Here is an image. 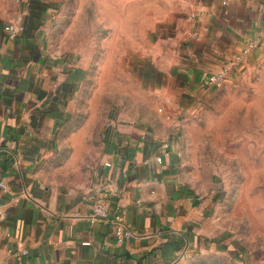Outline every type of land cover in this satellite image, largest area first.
I'll list each match as a JSON object with an SVG mask.
<instances>
[{"label": "crops", "instance_id": "crops-1", "mask_svg": "<svg viewBox=\"0 0 264 264\" xmlns=\"http://www.w3.org/2000/svg\"><path fill=\"white\" fill-rule=\"evenodd\" d=\"M161 1L149 8L157 20L139 27L130 46L133 82L156 106L113 111L97 152L91 139L66 134L88 73L75 54L49 47L50 7L30 5L17 37L1 28L0 264H176L207 247L216 195L182 170L188 101L209 89L210 73L228 67L227 76L264 54V42L248 46L264 38V0ZM62 160L96 162L85 181L67 182L53 177ZM99 183L130 237L117 238L112 214L88 220L82 195Z\"/></svg>", "mask_w": 264, "mask_h": 264}, {"label": "rangeland", "instance_id": "rangeland-1", "mask_svg": "<svg viewBox=\"0 0 264 264\" xmlns=\"http://www.w3.org/2000/svg\"><path fill=\"white\" fill-rule=\"evenodd\" d=\"M34 3L52 11L51 50L75 54L87 70L65 130L91 139L97 152L99 133L113 111L150 102L156 106L145 87L133 82L130 46L139 27L157 20L151 5L163 7L164 2L0 0V33L3 24L23 17ZM188 102L193 109L182 133V170L207 197L216 195V205L206 225L207 247L176 264H264V54ZM73 162L57 163L53 177L83 182L96 161Z\"/></svg>", "mask_w": 264, "mask_h": 264}, {"label": "built area", "instance_id": "built-area-1", "mask_svg": "<svg viewBox=\"0 0 264 264\" xmlns=\"http://www.w3.org/2000/svg\"><path fill=\"white\" fill-rule=\"evenodd\" d=\"M232 0H220L222 5H227ZM2 29L8 38L17 37L19 34L23 33L25 30V25L23 17L19 16L16 20L5 23L2 25ZM264 42L263 37L257 38L255 41L248 43L249 47H256ZM228 67H223L218 71H214L209 74L206 84L208 87H213L217 85L226 77ZM169 141H163L161 146L165 149L169 147ZM157 160L161 161V155L157 156ZM0 185L4 184L0 182ZM83 198L89 202L90 211L87 214V218L91 223L97 221H105L112 214V223L115 230V235L119 240L130 237L133 233L130 228L125 225L124 217L119 209L114 210L111 206L112 194L106 190V188L100 183L91 187L86 193H84ZM1 214V207H0Z\"/></svg>", "mask_w": 264, "mask_h": 264}]
</instances>
